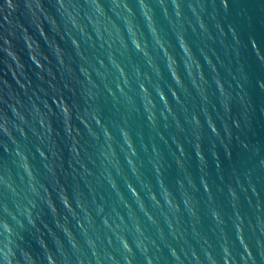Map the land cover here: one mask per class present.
Wrapping results in <instances>:
<instances>
[{
    "label": "water",
    "instance_id": "95a60500",
    "mask_svg": "<svg viewBox=\"0 0 264 264\" xmlns=\"http://www.w3.org/2000/svg\"><path fill=\"white\" fill-rule=\"evenodd\" d=\"M0 221L14 264H264V0H0Z\"/></svg>",
    "mask_w": 264,
    "mask_h": 264
},
{
    "label": "clouds",
    "instance_id": "9594fccd",
    "mask_svg": "<svg viewBox=\"0 0 264 264\" xmlns=\"http://www.w3.org/2000/svg\"><path fill=\"white\" fill-rule=\"evenodd\" d=\"M0 231L5 236H11L13 229H10L4 225L3 221H0ZM11 240H5L3 246H0V264H14L15 257L11 245Z\"/></svg>",
    "mask_w": 264,
    "mask_h": 264
}]
</instances>
